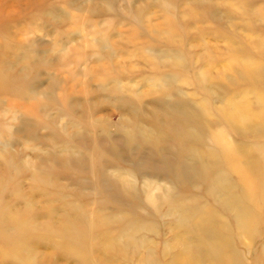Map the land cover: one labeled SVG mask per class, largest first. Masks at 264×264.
<instances>
[{
	"label": "rangeland",
	"instance_id": "374dc122",
	"mask_svg": "<svg viewBox=\"0 0 264 264\" xmlns=\"http://www.w3.org/2000/svg\"><path fill=\"white\" fill-rule=\"evenodd\" d=\"M190 209L261 250L264 0H0V264H171Z\"/></svg>",
	"mask_w": 264,
	"mask_h": 264
},
{
	"label": "bare ground",
	"instance_id": "6f19581e",
	"mask_svg": "<svg viewBox=\"0 0 264 264\" xmlns=\"http://www.w3.org/2000/svg\"><path fill=\"white\" fill-rule=\"evenodd\" d=\"M225 184H221L220 181L216 182L213 189L218 194H230V187L226 185V180H222ZM223 207L232 213V220L236 223L237 231L247 233L253 226L251 214L244 208H242L239 202L231 198L222 200ZM201 216L194 217V215L188 210L180 216L176 227L180 224H185L189 229H186L189 233V237L182 240L184 247L175 256L171 264H245L242 260V255L238 252V249L243 248L240 245L236 248L230 239L232 233L228 234L227 229L223 227L214 226V220L208 219V216L197 209H190ZM243 217L245 219H243ZM247 225H241L245 223ZM261 237L264 235V229L261 233ZM260 238L259 236H250V243ZM249 243V244H250ZM135 246L134 243H128ZM118 245V244H117ZM248 251V255H252V264H264V243L261 245V250L252 252L250 245L244 247ZM122 249L117 247V253L121 254Z\"/></svg>",
	"mask_w": 264,
	"mask_h": 264
}]
</instances>
